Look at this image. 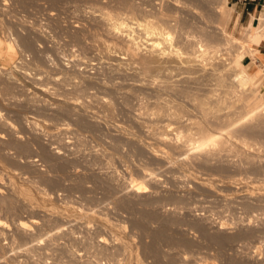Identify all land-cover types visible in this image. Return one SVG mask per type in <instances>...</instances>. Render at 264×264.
I'll use <instances>...</instances> for the list:
<instances>
[{
    "label": "rangeland",
    "instance_id": "rangeland-1",
    "mask_svg": "<svg viewBox=\"0 0 264 264\" xmlns=\"http://www.w3.org/2000/svg\"><path fill=\"white\" fill-rule=\"evenodd\" d=\"M190 1L0 0V41L15 48L17 63L0 57V134L4 136L0 137V217L10 225L0 229V264H157L156 260L158 264H264V130L240 131L253 124L256 116H264V108L248 116L245 108L239 109L228 99L220 112L229 111L230 119H239L237 125L231 119L233 137L227 140L228 152L221 150L204 161L202 153L186 145L189 150L181 148L186 156L180 162L175 157L181 150L168 142L155 143L145 127L168 120L184 135L188 126L194 130L195 124L202 125L199 120L205 125L209 119L206 127L213 124L210 129L217 128L209 116L213 111L202 114L197 102L203 93L216 95L227 87L212 78H200L209 63L202 73L196 72L198 79L188 80L180 68L166 75L157 70L143 74L125 58V63L115 68L103 50V40L109 34L97 17L101 12H128L143 23L153 16L156 22L160 13H166L183 20L191 36L214 32L209 40L212 46L222 44L220 37L234 38L233 46L226 45L227 51L222 46L209 61L218 63L227 54L235 57L242 50L241 61L263 78L264 68L258 69L253 62L263 40L260 32L248 36L243 31L245 23L237 20L229 0L226 3L232 11L221 32L216 28L219 16L210 8L221 0H212L214 5ZM183 3L197 13L185 11ZM262 10L264 2L256 15ZM171 24L165 29L176 40L178 28ZM134 31L145 37L141 27ZM224 33L228 34L223 37ZM149 41L142 45L148 48ZM144 47L143 52L147 51ZM172 77L176 83L187 79L190 85L185 94L162 88V79ZM43 86L47 91L38 88ZM101 96L112 100L108 110ZM70 98L79 100L80 106H75L79 110L65 105L63 100ZM9 120L15 127L3 125ZM66 123L68 127L63 128ZM173 132L168 133L170 141L182 143V136L176 139ZM16 140L29 148L17 149ZM157 144L166 157L151 153ZM40 148L53 155L50 164L43 160ZM143 168L156 178L146 177L150 191L138 195L123 184L130 178L142 180ZM232 178H240L233 181L234 186L228 184ZM244 185H250L249 189ZM10 204L11 210L4 208ZM33 218L38 223H31L29 230L18 228L19 220L30 222ZM49 229H54L52 237L35 243V238ZM154 233L163 234V238ZM101 235L109 242L98 244Z\"/></svg>",
    "mask_w": 264,
    "mask_h": 264
},
{
    "label": "bare ground",
    "instance_id": "bare-ground-1",
    "mask_svg": "<svg viewBox=\"0 0 264 264\" xmlns=\"http://www.w3.org/2000/svg\"><path fill=\"white\" fill-rule=\"evenodd\" d=\"M187 1V0H186ZM190 1V0H188ZM203 1V0H201ZM206 2H209L210 5L211 4H215V1L213 2H210V0H204ZM203 1V2H204ZM191 2V1H190ZM226 0H221V3H219V5H214L215 7H210L214 12V14H216V16H219V21H218V24L216 26L217 29H220V32L221 31H224L222 28H223V25H224V22H226V20L228 19L229 15H230V12L232 11V7L231 6H228ZM188 3V2H187ZM208 3V4H209ZM184 4V10L187 11V12H193V13H197L196 10H194V8L192 9H188V7H190V3L188 4ZM192 5V4H191ZM209 5V6H210ZM212 5V6H213ZM208 6V5H207ZM192 7V6H191ZM196 7V6H195ZM213 13V12H212ZM213 14V15H214ZM95 15V14H94ZM253 15H250V17L248 18L247 22L244 24L243 26V31L249 36V35H254L256 32H260V38H262L264 40V10H262V12L259 14V15H255V23L251 24V17ZM98 19L100 21H102L104 23V26H105V32L109 34V37L106 38L105 40H103V47H104V51H106V56L108 58H111L112 61H111V64L115 66V68H117L119 65L122 64V62L124 61L125 63V60L122 61L123 58H125L128 62L127 63H133L135 64V66L137 67V69L140 70L141 73H145V72H150V71H153V70H157L158 72L160 71H164L165 72V75L166 73H168V71H170L171 69L173 70V68H176V69H179L180 68V72H181V69L184 71L183 74H185V72L188 74L189 78L188 80H190L191 78L195 79L197 78L196 75V72L197 71H200V73H202L201 71L205 70V68H208L209 66V69L207 72L204 71V73H202V75L200 76V78L202 76H206L208 77V79L212 78L216 81L217 84H220L223 85V87H227L225 90L223 91H220L219 93H216V95L212 96L211 94H205L203 93V95H201L202 97L201 98H198V102H197V106H198V109L199 111L204 114V115H209V114H206L207 112L209 111H213L211 115H209L210 117L212 116L213 119H214V123L217 124V128L215 126H213L214 128L210 129V127L213 125H211L209 127V129L206 127L208 121H209V125L211 123V121L208 119H205L207 120V123L205 125H203L202 122H200L199 120V123H201L202 125H197L195 124V128L194 130L190 129V127L188 126L187 127V130L185 132L184 135H181V132L179 131L178 128H175V126L172 125V122L170 121H163L162 123L159 122L156 124V126L153 124L148 125L147 127H145L147 129V131H150L152 134H153V139L155 140V143H164V142H168L169 144H171V146L173 145V147L177 148L178 147V150H181V148L183 146H186V145H189L188 147L190 148V150H194V151H197L199 152L200 154L202 153L203 155V160H208L209 157L213 156L212 154L214 153H218L220 152L221 150H228V141H230L229 137L232 136V133H231V130H230V127L232 126L231 123L235 122V124L237 125V120L235 118V114L236 112H234V119L233 117L231 119H233V122L232 120L230 119V113L228 112H225V111H221L224 107L226 108V106H224L227 102L228 99H233V102H235V105H237L236 107H240L239 109H241L242 107L246 109V112L249 114H247L248 116H251L254 112L260 110L261 108H264V96H263V90L260 89L259 91L257 90V86H260L262 84V81H263V78H261L259 76L258 73H255L253 71H249L247 69V67L244 65V63L241 61L243 56L245 55L244 52H242V50L240 52H237L238 54L234 57H231L232 55H230L231 58L227 57L229 56L227 54V56H225V58L223 59L224 61H219L217 60L218 63L216 62H211L209 61V59L211 58V56H213L216 52L218 51H221L222 50V46L226 47V45H232L233 44V39L231 37H228L225 38L224 36L228 33H224L223 37L224 39L223 40H220L222 39L221 37L219 38V44L222 42V44L218 45V44H215V46H212V44H210L209 40L210 38H212L214 32L212 31H206L204 37H195V36H191L190 34H188L185 30V22L177 17H174V16H171L170 14H166V13H160L158 18H157V21L154 22L153 21V18H155L156 20V17L153 16V18H149L148 20H144V23L139 21L137 19V17H134L132 14L130 13H123V14H120V15H112L108 12H101L98 16ZM217 18V17H216ZM173 23V27L174 28H178V36H177V39L176 40H172L171 39V33L169 32V30L165 29L166 26H168V24H171ZM222 26V27H221ZM135 27H141L142 30L144 31V36H139L136 35L134 29ZM170 27H172V24L170 25ZM2 29V28H1ZM214 30V29H213ZM135 32V33H134ZM218 32V30H217ZM223 33V32H222ZM221 33V34H222ZM218 34V33H217ZM215 34V35H217ZM230 35V34H229ZM257 35V34H256ZM144 39H143V38ZM215 37V36H214ZM217 37V36H216ZM22 38V37H21ZM150 40L149 42H147V51L143 52L142 51V48L144 47L142 45L143 42H145L146 40ZM2 40V39H1ZM24 40V39H22ZM225 40V42H224ZM260 41V40H259ZM3 41H0V57L1 56H5L7 57V59L10 61L11 64L15 63L16 61V51H15V48L10 45L11 43H8L9 45H6L3 46L2 44ZM235 42V40H234ZM236 43V42H235ZM256 43V42H255ZM258 44V43H257ZM236 45V44H235ZM233 46V45H232ZM144 47V49H146ZM226 49L227 51V47L224 48ZM228 53V52H227ZM251 54V52H250ZM225 55V54H224ZM227 57V58H226ZM107 58V59H108ZM222 59V58H220ZM106 61V60H105ZM107 62V61H106ZM207 63H209L210 65H207ZM216 63V64H215ZM17 64V63H15ZM132 64V65H133ZM21 65V64H20ZM111 65V66H112ZM15 66V65H14ZM13 66V67H14ZM18 66V65H17ZM16 66V67H17ZM23 67V65H22ZM134 67V65H133ZM20 68V67H19ZM2 69V67H1ZM0 69V70H1ZM15 69V68H14ZM23 68H21L20 70H22ZM40 69V68H39ZM112 69V68H111ZM121 69V68H120ZM136 69V71H138ZM3 70V69H2ZM6 70H9V69H6ZM10 71V70H9ZM8 71V72H9ZM39 71V70H38ZM41 71V70H40ZM132 71V69H131ZM130 71V72H131ZM25 72V71H24ZM115 72V71H114ZM125 72V71H124ZM123 72V73H124ZM171 72V71H170ZM176 72H178L176 70ZM175 72V73H176ZM5 73H7V71H5ZM10 73V72H9ZM121 73V71H120ZM136 73V72H135ZM138 73V72H137ZM154 73V72H152ZM174 73V72H172ZM195 73V75H194ZM198 73V72H197ZM139 74V73H138ZM142 74V75H143ZM149 74V73H148ZM151 74V73H150ZM156 74V71L155 73ZM161 74V73H159ZM164 74V73H162ZM161 74V75H162ZM182 74V73H181ZM6 75V74H5ZM141 75V74H140ZM152 75V74H151ZM157 75V74H156ZM159 75V76H161ZM168 75V74H167ZM170 75V73H169ZM172 75V74H171ZM170 75V76H171ZM180 75V74H178ZM122 76V75H121ZM176 76V75H175ZM184 76V75H182ZM144 77V75H143ZM165 77H168V76H165ZM185 77V76H184ZM183 77V78H184ZM191 77V78H190ZM14 78V77H13ZM164 78V77H163ZM178 78V77H176ZM175 78V79H176ZM182 78V79H183ZM198 79V78H197ZM202 79V78H201ZM226 79L231 80L229 83L226 81V83L224 82ZM163 80V83H162V88H165L167 90H172L173 92H176V93H184L185 91H187V88L189 85L186 83L187 79L185 80V78L183 80H181V82L179 83H176V82H173V77H172V80L171 79H162ZM177 80V79H176ZM180 80V79H179ZM206 80V79H205ZM185 81V82H183ZM209 81V80H208ZM235 81V82H234ZM191 82H194L193 80ZM190 82V83H191ZM201 82V81H200ZM205 82V81H204ZM224 82V84H223ZM208 83V82H207ZM205 83V85L207 84ZM213 83V82H212ZM228 83V84H227ZM106 84V83H105ZM195 84V83H194ZM199 84V83H198ZM211 84V83H210ZM227 84V85H226ZM131 85V84H130ZM137 85V84H136ZM160 87H161V84H159ZM196 85V84H195ZM93 86V85H92ZM193 86V85H191ZM158 87V86H157ZM39 89H41L42 91L43 90H46V87H38ZM113 88V87H112ZM120 88V87H119ZM135 88V87H134ZM133 88V89H134ZM140 88V87H139ZM145 88V87H144ZM116 89V88H114ZM129 89V88H128ZM132 89V88H130ZM194 89V88H193ZM192 89V91H193ZM198 89V87H197ZM40 90V91H41ZM189 90V89H188ZM210 90V89H208ZM41 91V92H42ZM47 91V90H46ZM45 91V93H46ZM89 91V89H88ZM117 91V90H116ZM122 91V90H121ZM129 91V90H128ZM134 91V90H133ZM140 91V90H139ZM156 91H159L160 90H157ZM155 91V92H156ZM165 91V90H164ZM90 92V91H89ZM119 92V91H118ZM117 92V93H118ZM137 92V91H136ZM150 92H153L150 91ZM209 92V91H208ZM210 92H212L210 90ZM121 93V92H119ZM130 93V92H129ZM132 93V91H131ZM135 93V92H134ZM133 93V95H134ZM138 93V92H137ZM146 93V92H145ZM157 93V92H156ZM167 93V92H166ZM186 93V92H185ZM184 93V94H185ZM207 93V92H206ZM213 93V92H212ZM126 94V93H125ZM142 93H140L139 95H141ZM168 94V93H167ZM167 94L165 95L167 97ZM189 94V93H188ZM130 95V94H129ZM132 95V94H131ZM157 95V94H156ZM197 95V94H196ZM162 96V95H161ZM178 96V95H177ZM183 96V95H182ZM87 97V96H86ZM131 97V96H130ZM134 97V96H133ZM137 97V96H136ZM135 97V98H136ZM153 97V96H152ZM98 98V97H97ZM163 98V97H162ZM169 98V97H168ZM138 99V97H137ZM144 100V98H142ZM141 99V101H142ZM109 99H106L104 97L101 96V103L103 102V105H106V109L108 110L110 104L109 102L112 101H108ZM156 100V99H155ZM166 100V99H165ZM60 101V100H59ZM77 101V98L76 100H70L69 99H65L63 100V102L65 103L66 106L70 107V108H74L75 106L79 105L80 104L76 103ZM168 101V100H167ZM167 101H164V102H167ZM61 102V101H60ZM62 103V102H61ZM60 103V104H61ZM196 103V102H195ZM63 104V103H62ZM165 106L167 105L166 103H164ZM50 105V104H49ZM102 105V106H103ZM60 108H61V105H59ZM63 106V105H62ZM64 106V107H66ZM78 106V107H79ZM98 106V105H97ZM194 106V105H193ZM196 106V105H195ZM77 107V108H78ZM83 107V106H82ZM81 107V108H82ZM146 107V106H144ZM164 107V106H163ZM172 107V106H171ZM170 107V108H171ZM69 108V109H70ZM112 108V107H111ZM141 108V106H140ZM139 108V109H140ZM168 108V106L166 107V109ZM181 108V107H180ZM196 108V107H195ZM86 109V108H85ZM138 109V110H139ZM147 109V108H146ZM162 109V108H161ZM165 109V110H166ZM183 109V108H181ZM238 109V108H237ZM244 109V110H245ZM54 110V109H53ZM79 109H76L75 107V111H77ZM83 110V109H82ZM80 110V111H82ZM105 110V109H104ZM112 110V109H111ZM141 110V109H140ZM153 110V109H152ZM179 110V109H178ZM79 111V112H80ZM113 111V110H112ZM115 111V110H114ZM113 111V112H114ZM163 111V110H162ZM168 114H169V109L167 110ZM176 111V109H175ZM243 111V110H242ZM85 112V111H84ZM95 112V111H94ZM141 112V111H140ZM138 111V113H140ZM160 112V111H159ZM164 112V111H163ZM161 112V113H163ZM166 112V111H165ZM180 112V110H179ZM68 113V112H67ZM75 113V112H74ZM137 113V114H138ZM143 113V112H142ZM142 113H140L142 115ZM171 113V111H170ZM181 113V112H180ZM184 113V111H183ZM105 114V113H104ZM135 114V115H137ZM151 114V113H150ZM158 114V113H157ZM160 114V113H159ZM238 114V113H237ZM97 115V114H96ZM149 115V114H148ZM167 115V114H165ZM174 115V114H173ZM176 115V113H175ZM179 115V114H178ZM185 115V114H184ZM182 115L181 117L183 118ZM203 115V116H204ZM232 115V113H231ZM100 116V115H99ZM138 116V115H137ZM143 116V115H142ZM153 116V115H152ZM169 116V115H168ZM171 116V114H170ZM188 116V114H187ZM233 116V115H232ZM238 116V115H237ZM253 116V115H252ZM94 117V116H92ZM140 117V116H138ZM154 117V116H153ZM177 116H175L176 118ZM180 117V115H179ZM239 118H241L242 116H238ZM34 118V117H33ZM142 118V117H140ZM144 118V117H143ZM161 118V117H160ZM171 118V117H170ZM187 118V117H186ZM108 119V118H107ZM138 119V118H137ZM149 119H151L149 117ZM172 119V118H171ZM178 119V118H177ZM189 119V118H188ZM187 119V120H188ZM192 119V118H191ZM190 119V121H191ZM203 119V118H202ZM201 119V120H202ZM29 120V119H28ZM140 120V119H139ZM161 120V119H160ZM170 120V119H169ZM256 120V121H255ZM35 121L36 120H32V123L35 124ZM106 121V120H105ZM189 121V120H188ZM186 121V123L188 122ZM193 121V120H192ZM155 122V121H154ZM197 122V121H196ZM3 123V122H2ZM13 122H11L10 120L9 121H5L3 123V125L5 126H9V127H12L15 125L12 124ZM114 123V122H113ZM116 123V122H115ZM43 124V123H42ZM90 124V123H89ZM188 124V123H187ZM186 124V125H187ZM223 124L225 126H223ZM231 124V126L229 127V125ZM235 124L233 125L235 128ZM39 125V123L37 124ZM64 125V124H63ZM112 125V124H110ZM118 125V124H116ZM185 125V124H184ZM185 125V126H186ZM228 125V127H227ZM194 126V124H193ZM192 126V127H193ZM63 128H67L68 127V124L66 123L64 126H62ZM107 127V126H106ZM120 127V126H118ZM241 127V126H240ZM244 127V128H243ZM242 128H240V131L242 132H245V133H255L256 131L257 132H260V131H263L264 130V116L263 115H259V116H256L254 118V123L249 125V126H243ZM237 128V127H236ZM51 129V128H50ZM69 129V128H68ZM118 129V128H117ZM116 129V130H117ZM149 129V130H148ZM232 129V128H231ZM239 129V128H238ZM174 131L173 134H175L174 138H178L180 136L181 141L182 143H174V142H171L170 140L172 139L168 133H170L171 131ZM234 130V129H233ZM232 130V132H233ZM236 130V129H235ZM235 130L233 133H235ZM120 131V130H118ZM123 132V130H121ZM59 132V131H58ZM61 132V131H60ZM239 132V130L237 131ZM114 133V132H113ZM244 134V133H243ZM124 135H126L124 133ZM172 135V134H171ZM242 135V133H241ZM245 136V134H244ZM0 137H4L2 136V134H0ZM127 137H129L127 135ZM126 137V138H127ZM19 138V137H18ZM171 138V139H170ZM231 138V137H230ZM131 139V138H130ZM129 139V140H130ZM232 139V138H231ZM134 140V139H133ZM153 140V141H154ZM228 140V141H227ZM149 141V140H148ZM170 141V142H169ZM174 141V140H172ZM228 142V143H227ZM146 143V142H145ZM232 143V142H231ZM230 143V144H231ZM14 146L21 150V151H26L29 147L27 144L25 143H22V142H18V140H16L15 143H13ZM146 144H150V142H147ZM168 144V145H169ZM179 144V145H178ZM166 145V144H165ZM228 145V146H227ZM153 146V145H152ZM161 146L159 144L156 145V148H153L151 149V153L155 154L158 153L160 156H165V152L160 148ZM186 146V148H188ZM230 147V146H229ZM185 148V147H184ZM185 148V149H186ZM189 148L187 149V151L189 150ZM41 149V156L43 158V160L45 161V163H49L51 162V160H53L51 153L49 151H47L46 149L44 148H40ZM58 149V148H57ZM56 151L59 152V149ZM230 150V149H229ZM62 152V151H61ZM156 152V153H154ZM179 152V151H178ZM228 152V151H227ZM186 152L185 151H182L180 153H178L177 157L175 158H179V161H180V158H184L186 155ZM220 154V153H219ZM158 155V156H159ZM188 156V155H187ZM217 156V155H216ZM215 156V157H216ZM220 156V155H219ZM198 157V156H197ZM218 157V156H217ZM164 158V157H162ZM170 158V157H169ZM168 158V160H169ZM187 158V157H186ZM167 159V158H165ZM171 159V158H170ZM191 159V158H190ZM173 160H174V157H173ZM185 160V159H184ZM189 160V159H188ZM211 160V158H210ZM176 161V160H175ZM173 161V162H175ZM178 161V160H177ZM209 161V160H208ZM169 162V161H168ZM172 162V163H173ZM182 162V160L180 161ZM179 162V163H180ZM54 163V162H53ZM178 163V162H177ZM190 163V162H189ZM188 163V164H189ZM52 164V163H51ZM185 164V163H183ZM53 165V164H52ZM184 166V165H183ZM188 166V165H187ZM176 167V166H175ZM185 167V166H184ZM139 168V167H138ZM184 169V168H182ZM191 169V168H190ZM148 169L144 170V168L142 169V172L143 173V176H142V180H139L138 178H130L129 180H124V186L127 187L129 190L137 193L138 195L139 194H146V192L150 191V188H149V185H148V178H156L153 174L152 171H147ZM114 172V171H113ZM192 175V174H191ZM148 177V178H146ZM180 177V176H179ZM147 179V180H146ZM196 179V178H195ZM235 179H240V178H232V181L230 180V182L228 183L230 186L233 185V181ZM156 180V179H155ZM198 181V179H196ZM208 180V179H207ZM206 180V181H207ZM212 180V179H209V181ZM203 181V179H202ZM214 180H212L213 182ZM239 181V180H238ZM237 181V182H238ZM199 182V181H198ZM211 182V183H212ZM216 183V181H214ZM240 183V182H239ZM238 183V184H239ZM246 183V182H245ZM207 184V183H206ZM218 184H220V182H218ZM224 184V183H223ZM204 185V183H203ZM209 185L210 182H209ZM214 186V185H213ZM234 186V185H233ZM245 186V185H244ZM250 187V185H247ZM245 186V187H247ZM241 187V186H240ZM248 188V187H247ZM127 189V190H128ZM240 189V188H239ZM249 189V188H248ZM1 192V190H0ZM142 196V195H141ZM5 209L7 210H11L12 206L11 204L10 205H7L4 207ZM59 211V210H58ZM71 211V210H70ZM89 211V210H87ZM72 212V211H71ZM83 215V214H82ZM100 217V216H99ZM103 218V217H102ZM105 218V217H104ZM93 219V218H92ZM99 220V218H98ZM105 221V220H104ZM98 222V221H97ZM109 222V221H108ZM32 224H36L38 223V220L36 219H32L30 222L29 221H25V220H19L18 221V228L19 229H22V230H29L30 228V225ZM100 223V222H99ZM100 225H102L100 223ZM106 226V224L104 225V227ZM7 227H10L9 223L7 222L6 219H3L2 217H0V229L1 228H7ZM103 227V226H102ZM108 227V226H107ZM59 228V227H58ZM9 229V228H8ZM54 229H49L45 232H43V236H39L38 238H35V243H38V242H41V240L43 238H47L49 239L50 237H52L51 235L53 234V231ZM57 230V229H56ZM58 231V230H57ZM56 231V233H57ZM117 231V230H116ZM55 233V232H54ZM115 233V232H113ZM119 233V232H118ZM159 233V232H158ZM157 233V234H158ZM162 233V232H161ZM117 234V233H116ZM155 234V233H154ZM153 234V235H154ZM114 236V235H113ZM155 237L157 236V238L159 237H162L163 238V234H158V235H154ZM211 236V235H210ZM219 237V236H218ZM216 237V235H213L212 238L215 239V240H219V238ZM122 238V237H121ZM156 238V239H157ZM108 238H106L105 236H97V243L98 244H105L107 242H109L107 240ZM223 239V238H222ZM43 241V240H42ZM45 241V240H44ZM125 241V240H124ZM31 243V242H30ZM33 243V242H32ZM33 243V244H35ZM41 243H44V242H41ZM111 243V242H110ZM125 244V243H124ZM118 245V244H117ZM32 246V245H31ZM119 246V245H118ZM102 247V246H101ZM116 249V248H115ZM100 250V248H99ZM117 250L119 251V248H117ZM116 250V251H117ZM122 250V248H121ZM104 251V249H103ZM102 250L100 252H103ZM129 251V250H128ZM123 250L121 251V254H122ZM105 253V252H104ZM103 253V254H104ZM120 253V252H119ZM129 253V252H128ZM102 254V253H101ZM112 255V254H111ZM115 255V254H114ZM109 258V257H108ZM157 264L160 262H158L157 260L155 261ZM162 263V262H161Z\"/></svg>",
    "mask_w": 264,
    "mask_h": 264
},
{
    "label": "crops",
    "instance_id": "crops-1",
    "mask_svg": "<svg viewBox=\"0 0 264 264\" xmlns=\"http://www.w3.org/2000/svg\"><path fill=\"white\" fill-rule=\"evenodd\" d=\"M229 2L234 6V12L237 20L239 22L246 23L250 15L251 24L255 22V15L258 10V7L263 4L264 0H229ZM258 52L255 54L253 62L255 65L259 66L258 69L264 68V40H261L257 46ZM248 61H250V57ZM260 89L264 91V75L263 81L260 85Z\"/></svg>",
    "mask_w": 264,
    "mask_h": 264
}]
</instances>
